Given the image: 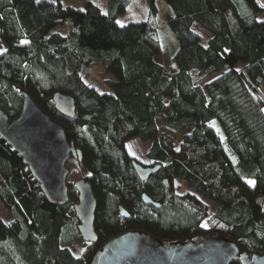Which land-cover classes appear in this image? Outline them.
<instances>
[{"label": "trees", "instance_id": "obj_1", "mask_svg": "<svg viewBox=\"0 0 264 264\" xmlns=\"http://www.w3.org/2000/svg\"><path fill=\"white\" fill-rule=\"evenodd\" d=\"M148 1V19L118 24L128 0H108L106 13L90 0L81 8L60 0H0V108L16 117L25 91L61 124L81 151L97 234L73 252L69 245L80 238L73 183L68 201H48L0 137V206L10 215L0 214V264H89L127 230L163 242L220 233L249 255L264 254V5L163 0L162 28L176 42L166 69L158 61L156 0ZM63 22L72 34L53 31ZM102 62L111 75L104 80L109 92L83 79L86 66ZM54 92L72 96L73 118L55 110ZM159 119L184 131L178 146L160 134ZM132 138L149 141L146 155L160 164L146 180L137 177L126 149ZM143 193L159 206L144 203ZM203 200L215 206L210 215Z\"/></svg>", "mask_w": 264, "mask_h": 264}, {"label": "water", "instance_id": "obj_2", "mask_svg": "<svg viewBox=\"0 0 264 264\" xmlns=\"http://www.w3.org/2000/svg\"><path fill=\"white\" fill-rule=\"evenodd\" d=\"M22 105L13 119L0 108V137L15 150L37 181L42 193L52 203L68 201L66 166L72 157L81 162V151L69 142L63 127L51 119L25 91H21ZM55 110L64 117L73 118L74 99L54 92ZM132 166L140 180H146L160 169V164L144 165L135 160ZM77 201L73 204L78 218V233L83 242H96L94 229L96 199L89 181L78 178L73 182ZM141 199L156 207L159 204L143 193ZM264 214V198L261 205ZM122 216H127L125 210ZM264 264V254L240 251L237 244L220 233L196 236L192 240L163 242L140 230H127L102 245L89 264Z\"/></svg>", "mask_w": 264, "mask_h": 264}, {"label": "rangeland", "instance_id": "obj_3", "mask_svg": "<svg viewBox=\"0 0 264 264\" xmlns=\"http://www.w3.org/2000/svg\"><path fill=\"white\" fill-rule=\"evenodd\" d=\"M62 4L64 5H72L77 8H81L83 5V2L85 0H60ZM95 2L99 5L102 12L106 13L107 10V1L108 0H90ZM262 4L264 5V0H261ZM149 1L148 0H128L125 13L118 15L116 17V22H120L118 24L126 23L129 20H136L138 18H141L143 20L148 19V16L151 15V11L148 7ZM156 6L158 9L157 15L154 17V19L159 23V27L161 31V52L158 56V61L163 65L164 68L170 69L171 64L169 60L170 53L175 48V40L174 36L169 32V30L163 29V19L165 17V10L166 5L164 4L163 0H156ZM130 17V18H129ZM260 19H264V13L260 16ZM53 31L59 32L61 34L70 35L74 32V28L69 26L67 22H63L60 25H58ZM203 34L205 36H209L208 32L205 30H202ZM166 40V41H164ZM172 41L173 46H169L168 41ZM107 62H102L99 64H90L85 67L84 73H83V79L85 82H87L89 85L94 86L97 90L101 92H109V88L105 85L104 80L108 77H111V75L106 71ZM211 78V76L206 77L202 80V82L208 81ZM263 92H264V85H263ZM159 132L161 135L164 136L165 140L167 142H172L178 146L179 142L182 139L184 131L180 132H174L164 127L163 121L161 119L157 120ZM215 124V123H214ZM150 142L146 141H140L138 138H132L126 143V149L134 156L137 160L142 162L143 164H149L151 163V160L147 157V151L149 149ZM66 166L69 168V174L67 176V182L73 183L76 179L80 178L82 176V172L80 171L79 166L73 159H69L66 163ZM185 189L184 186L179 185L177 188L178 192H181ZM189 192H193L191 188L188 189ZM203 202L206 204L208 208V215H210L214 210L215 206L214 204L209 200H203ZM0 214L5 216H10L8 211L5 210L2 206H0ZM203 224H205V221H203ZM73 252L76 254H80L82 251V248L84 246L83 241L81 238L74 239L70 245Z\"/></svg>", "mask_w": 264, "mask_h": 264}, {"label": "flooded vegetation", "instance_id": "obj_4", "mask_svg": "<svg viewBox=\"0 0 264 264\" xmlns=\"http://www.w3.org/2000/svg\"><path fill=\"white\" fill-rule=\"evenodd\" d=\"M131 155V154H130ZM131 157L133 158V160H135V161H137V162H139V163H141V164H143L142 162H140L139 160H137L134 156H132L131 155ZM70 159H73L76 163H77V165L79 164V162H78V160L77 159H75V158H70ZM133 160H132V162H133ZM144 165H152V161H151V163H149V164H144ZM79 166V165H78ZM134 169V168H133ZM82 172V171H81ZM84 176V174H83V172H82V176L80 177V178H82ZM77 193V192H76ZM77 201V200H76ZM241 251V250H240Z\"/></svg>", "mask_w": 264, "mask_h": 264}, {"label": "snow or ice", "instance_id": "obj_5", "mask_svg": "<svg viewBox=\"0 0 264 264\" xmlns=\"http://www.w3.org/2000/svg\"><path fill=\"white\" fill-rule=\"evenodd\" d=\"M117 23H120V22L118 21ZM25 42H26V41H25ZM248 183H249V184H252V183H253V181H248Z\"/></svg>", "mask_w": 264, "mask_h": 264}, {"label": "crops", "instance_id": "obj_6", "mask_svg": "<svg viewBox=\"0 0 264 264\" xmlns=\"http://www.w3.org/2000/svg\"><path fill=\"white\" fill-rule=\"evenodd\" d=\"M203 33V32H202Z\"/></svg>", "mask_w": 264, "mask_h": 264}]
</instances>
